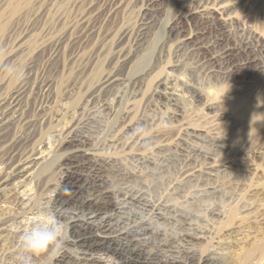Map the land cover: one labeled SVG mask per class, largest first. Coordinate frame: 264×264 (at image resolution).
I'll list each match as a JSON object with an SVG mask.
<instances>
[{"label": "bare ground", "instance_id": "6f19581e", "mask_svg": "<svg viewBox=\"0 0 264 264\" xmlns=\"http://www.w3.org/2000/svg\"><path fill=\"white\" fill-rule=\"evenodd\" d=\"M4 1L5 4L11 2ZM159 1L147 0L152 6L151 11ZM181 2L180 10L166 25L169 36L161 43L162 53L171 50L175 55L174 69L197 71L205 77L218 76L226 87L258 84L256 78L261 75L264 78V37L254 29L246 32V17L240 18L237 14L245 6H261L264 0ZM196 21L208 27V31L198 30ZM144 25L151 28L155 23L149 18ZM145 33L134 57L127 53L121 55L119 64L94 82L85 106L73 110L67 130L52 148L38 140L39 129L46 121L50 105L55 104L51 91H46V104L38 109V122L30 115V95L23 88L0 98V264H21V260L26 259L20 252L21 236L25 231L15 228L22 227L23 219L32 215L35 206L30 204L32 194L41 196L53 190L52 195L45 197L55 204L56 209L61 208L59 214L65 213L64 189L68 182L75 180L81 170L98 173L108 164L123 172L116 181L117 185L101 193L99 201L78 200L77 211L81 215L69 219L70 238L64 237L61 247L43 256L27 258L28 264H105L99 256L108 254L119 258L117 264H264V227L262 232L250 231L253 223L264 226V189L260 187L262 180L260 185L258 183L263 170L255 166L250 151L242 146L241 149L235 147L234 159L230 157L232 161L219 164L211 153H205L193 145V140L191 143L187 140H203L214 151L222 153V150L230 149L228 136L215 134L206 137L189 131L177 119L176 113L168 114L178 124L179 134L175 140L165 138L162 130L156 129L158 120L149 118L141 109L154 111L162 107L175 111L179 95L173 90V83L181 84L184 89H189V84L178 79L179 76L172 75L171 78L168 74L146 91L142 74L128 77L126 72L134 69L136 55L148 42L149 33ZM232 33L241 37L238 43L231 38ZM119 87L126 90L129 100H123L118 94ZM259 90L258 96L251 101L222 104L210 98L212 100L208 99L204 105L216 120L228 121L230 128L237 133L247 131L249 127L250 131L264 138V89ZM247 92L251 97L254 94L250 89ZM192 94L195 101H200L203 96L202 93ZM138 98L143 100L141 109L134 105ZM98 112L114 122L112 136L109 139L106 136L105 145L113 149L109 153L102 152L101 146L92 145L90 136L87 137L88 127ZM160 118L159 123L163 120ZM195 155L202 160L197 161ZM122 158L138 169L137 172H127L121 163ZM170 164L176 170L175 177L167 183V195L152 194L148 189L132 185V181L142 174L166 171ZM51 168L60 173H57L60 176L58 184H50ZM246 183L254 185L250 187L249 184L243 190ZM30 184H34V193L27 189ZM224 187L241 191V194L236 193L235 200L232 198L234 205L227 212H221L218 204L207 208L210 220L214 222L212 226L208 223L210 228L194 224V216L172 202L174 198L187 199L185 192L189 188H193L196 194L214 197L221 194ZM3 203L9 208L4 209ZM236 212L241 215L238 219L234 216ZM87 217L92 223L85 222ZM96 233L104 237L97 238ZM214 245L219 246L218 249L214 250ZM70 247L76 248L77 253L73 254ZM153 249L157 251L153 252ZM157 252L163 254L161 259Z\"/></svg>", "mask_w": 264, "mask_h": 264}, {"label": "rangeland", "instance_id": "374dc122", "mask_svg": "<svg viewBox=\"0 0 264 264\" xmlns=\"http://www.w3.org/2000/svg\"><path fill=\"white\" fill-rule=\"evenodd\" d=\"M181 1L160 0L151 11L152 6H150L147 0H11L7 4H5L4 0H0V98L23 88L27 95H30V115L35 122H38L40 115L38 109L46 104V91H51L55 104L50 105L46 121L39 129L38 140L52 148L51 146L57 143L60 135L67 130L69 121L71 120L70 115L73 117L78 107L85 106L86 97L94 82L102 75L111 71L115 64H119L121 55L127 53L131 57H134L139 50L137 49L139 41L146 32L145 34L149 33L148 42L143 50L136 55L138 57L134 59V69L126 72L128 73V77H131V74H142L144 88L146 91H150L159 79L167 77L168 74L169 76L175 75V78L179 76L181 78L178 79L189 84L190 90L184 89L179 83L177 85L173 83L172 88L179 95L175 111L172 108L162 107L158 108L160 111L158 109L154 111L148 109L147 111L142 108L143 100L140 98L134 102L137 109L142 108L141 110L146 115H149V118L158 120L155 123L156 129L162 130L163 136L170 140H175L179 134L177 130L178 124L169 118L168 114L171 113L178 115L176 117L181 121L180 123L183 124L184 128L189 131L193 130L199 135L206 137L214 136L215 134L224 137L227 135L228 138H226L231 146L230 149L222 150V153L214 151L203 140L190 138L187 141L191 143L193 140V145L200 147L205 153H211L214 160L219 162V164L232 161L235 156L234 149L236 148H246L251 154L254 151L252 155L250 154L253 159L252 161L255 166L263 170L262 172L260 171L262 174L259 176L260 180H258V183L261 180L263 181V136L253 133L249 127L247 131H245L246 129L241 132L238 131V133H241L238 134L232 127L230 128L228 121L216 120L213 114L207 111L204 104L208 99L223 102L222 104H230L240 100L251 101L254 99V96H258L259 89L261 91L264 89V78L262 75L257 77L259 78H256L258 84H242L240 87L227 85L229 87H226L218 76L205 77L197 71H188V69L178 71L174 69L172 66L177 59L174 58L175 55L171 50L168 51L171 54L167 51L162 53L161 43L163 39L169 36L166 25L172 20L173 15L180 10ZM244 9H248L249 12ZM244 9L238 10L237 14L240 18L246 17L244 24L245 31H253L254 29V31H258L257 33L264 37V3L261 6L257 4L249 8L245 6ZM146 18H151L155 25L151 28H149L150 25L146 27L144 25L147 22ZM195 26L198 30L208 31V27L200 25V21H196ZM232 36L231 38L234 41L236 40V43L241 39L238 34L232 33ZM249 89L254 91L252 97L247 92ZM117 92H119L118 94L121 97L123 96V100H129L128 97L126 98L127 95L124 88L119 87ZM192 93H202L203 96H201L200 101H195L192 99L193 96L191 97ZM113 106L117 108L116 105L113 104ZM97 114H94V120L88 127L87 137L90 136L89 140L92 145L101 146L103 148L102 152L109 153L113 149L105 144H107L109 137L112 136L113 129L111 127L114 125V122L110 121L102 113L98 112ZM160 117L163 120L159 123ZM188 151L186 150L187 153H189ZM194 157L197 161L202 160L197 155ZM230 157L233 159H230ZM121 163L129 173H135L138 170L128 160L122 158ZM168 167L169 169L163 172L155 170L156 172L153 171V173L147 175L144 173L140 178L133 180L132 185L148 189L151 193L153 192L152 194L158 192L159 194L167 195V187H169L167 183L171 178L175 177L176 170L172 164L168 165ZM55 171V168L49 170L48 177L50 184L59 183L58 178L60 177V173ZM119 172L120 170L111 164L106 165L98 173L88 170L79 171L75 180L69 181L67 187L64 189L66 205L63 209L66 211L65 213L59 214L58 212L61 208L56 209L55 204L52 205L50 199L46 198L53 194V190L42 193L41 196L40 194H38L39 196L32 194L30 204L31 206L35 205L32 207V215L23 219L22 227L18 226L15 229L27 231L35 223L42 222L48 216L54 215L65 225L64 237L70 238L72 229L70 225L71 220L69 221V219L80 217L81 215L77 211V201L90 199L99 201L101 193L112 190L114 185H117L116 181L123 173ZM262 181L260 182L261 185L260 183L259 185L264 189ZM249 184L246 183L242 189H247ZM252 184H250V187ZM32 186L34 184L27 186V189H30H28L29 191L32 190L30 193L34 191V187ZM240 192L233 188L224 187L222 189L223 194H215L213 197L196 194L193 188H189L185 192L188 196L187 199L177 200L174 198L172 202L186 213H191L190 215H193L195 221H197L193 220L194 224L210 228L214 225V222L210 220V212L208 211L211 205L218 204L221 206H219L222 210H220L221 212H227L234 205L232 203L235 200V195L241 194ZM3 204L1 206L4 209L9 208L8 204ZM234 216L235 219H238L241 215L239 212H236ZM32 221L34 222L33 224ZM85 222L92 223L88 217L85 219ZM263 227L261 224L253 223L250 226V231L262 232ZM96 235L97 238L104 237L101 233H96ZM218 247L214 245V250L218 249ZM70 249L73 254L78 251L74 247H70ZM148 250L149 248L146 249V251ZM152 251L157 250L153 249ZM218 252L220 251L218 250ZM160 253L158 258L161 259L163 254ZM99 257L105 264L119 263V258L112 254L100 255Z\"/></svg>", "mask_w": 264, "mask_h": 264}, {"label": "clouds", "instance_id": "9594fccd", "mask_svg": "<svg viewBox=\"0 0 264 264\" xmlns=\"http://www.w3.org/2000/svg\"><path fill=\"white\" fill-rule=\"evenodd\" d=\"M65 235V225L54 215L35 223L21 236L20 252L26 258L21 264H28L27 258L40 257L60 247Z\"/></svg>", "mask_w": 264, "mask_h": 264}]
</instances>
